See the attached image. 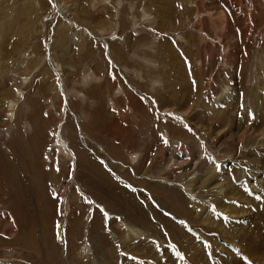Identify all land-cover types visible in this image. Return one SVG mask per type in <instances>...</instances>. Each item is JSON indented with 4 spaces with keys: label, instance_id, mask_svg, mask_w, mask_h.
<instances>
[{
    "label": "rangeland",
    "instance_id": "374dc122",
    "mask_svg": "<svg viewBox=\"0 0 264 264\" xmlns=\"http://www.w3.org/2000/svg\"><path fill=\"white\" fill-rule=\"evenodd\" d=\"M262 22L264 0H0V259L151 264L153 241L156 264H223L215 243L227 242L193 208L197 143L228 127L219 104L234 57L256 61L235 69L237 112L262 97ZM247 114L235 117V138ZM235 158L233 182L256 201L246 184L264 160ZM221 202L231 214L248 209ZM210 213L231 229L224 210ZM195 236L208 240L206 254Z\"/></svg>",
    "mask_w": 264,
    "mask_h": 264
},
{
    "label": "bare ground",
    "instance_id": "6f19581e",
    "mask_svg": "<svg viewBox=\"0 0 264 264\" xmlns=\"http://www.w3.org/2000/svg\"><path fill=\"white\" fill-rule=\"evenodd\" d=\"M112 25L110 29H113ZM63 34L59 35L60 39L63 37ZM233 39L235 40V38ZM252 44H255V40H252ZM251 55L252 53L248 51L244 56L241 57L242 59L234 57L228 72V75L231 77V79H228V76H226L225 79L226 82L223 80L221 82V85L224 88L228 87L226 89L228 95L222 99L224 105L222 103L219 104L222 106L223 111L226 110V114L228 116L227 117L228 127H223V125L220 126V130H218L215 134H213L215 136L217 135V139L212 140V142H207L205 138H204L205 140L198 138V140L200 139V142L198 141L197 143L198 144L197 162L199 165L197 167H199L198 168L199 170L197 177L198 185H197L196 199L200 203H196L195 205H193V208L197 215L198 221L202 225H205L209 228L213 227L216 229V231L218 230L219 231L218 237H221L222 241L227 242L226 244L232 245L235 248H237L238 252L241 253L244 257H246L250 262H253L254 264L255 263L264 264V164L262 166V170L260 167V171L262 172L261 174L262 177L259 180H255L253 182V186H251L250 184H246V187L249 189V192L254 191L255 196H257L256 201L254 199L249 198L248 195L244 194V192L241 189L242 187L235 185L233 182V179L235 180L240 177V174L235 169L236 166L234 164L237 158V157L235 158V156L238 155L239 152H241L245 156L248 152L258 154L260 158L262 157L264 160V105H262L264 104V83H263L264 75L261 78L263 83L262 97L260 98L253 97L252 99L253 101H251L249 107H247L246 110L242 112H237L238 94L240 92L238 86H236V84L239 82H237V77H236L237 75H235L236 74L235 69H237L239 61L246 62L249 66H251V68L254 67V64L256 62L255 56L253 55L251 56ZM234 82H236V84ZM245 94L246 97L248 98L247 93ZM211 104L213 107L216 106V102L214 101L211 102ZM227 104L229 105L226 106ZM253 110H257L258 113V116L256 115L257 116L256 120L253 119V114H251ZM238 113H242L243 118L246 117V115H248L247 113H249L250 118L247 117V119L249 120H247L246 124L245 123L243 124L245 126L241 125V128H239L241 134L239 135L238 138H235L233 136L234 134L232 133V129L235 125V117L238 115ZM203 119L205 120L206 118ZM225 128H227V131H229V139L227 140H223V133L225 131ZM213 132H215L214 129L212 130L211 133ZM216 152L218 154H216ZM215 154L217 156H215ZM215 162H217L218 164H215ZM240 172L242 173V171ZM221 197H224L226 200H233V201H238L239 203H245L248 206V209L241 211L238 209L237 212H233L231 214L230 206H226L225 203H222ZM207 203H211V204H207ZM210 207L213 208L211 211H210ZM218 208L224 210L225 213L223 214V217L227 219L228 222L227 224H229L228 226H231V229L226 228V226H224L219 230V225L217 223L218 216L214 215L213 213H210L212 211H218ZM208 214H211V216ZM240 217H244L243 222L239 221L244 224V225L242 224L243 226H241V224H235L231 220H229L232 218H240ZM232 220L235 221V219ZM236 222H238V220ZM129 231L130 230H127L124 233L125 240H129L130 238H132V236H134V234H129ZM176 231L177 230H175V232ZM122 233L120 234V236H122ZM150 237L157 238L159 242L163 240L157 234L150 235ZM195 238L197 240L196 241L197 244L204 247V250L203 251L200 250V252L202 251L203 253L206 254L211 248L208 247V240H205L204 242V239L199 238V236H195ZM209 241L212 242V240ZM122 244L124 246L128 243H122ZM156 244L159 243L156 242ZM215 246H216L215 250H218L220 255L222 256L221 260L223 264H228V262H232V261H236L235 264H242L239 259L237 260L229 253L228 249L227 250L223 249L221 246L219 247L218 244L216 243ZM157 248L158 247H155L153 249V241H150L151 264H156V262L153 261H156L154 256L156 254L155 249ZM160 248L162 247L160 246ZM169 248H170L169 245H167V247L164 246L161 249L162 252L161 254L163 256H166L168 254ZM235 248L231 249V251L234 253H238ZM102 257H104V254L102 255ZM109 259L110 258H107V261L104 262L103 264H112V262H108ZM199 259H201L200 256ZM87 260L88 259H86L85 263L82 264H92L91 263L92 260L90 261ZM181 261L182 260H180V258L179 259L177 258L172 260L169 259L168 261H165V263L168 262V264L169 263L183 264ZM203 261L204 264H206V259H204ZM216 261L218 260H215V264ZM124 264H126V262Z\"/></svg>",
    "mask_w": 264,
    "mask_h": 264
},
{
    "label": "snow or ice",
    "instance_id": "6c2138e0",
    "mask_svg": "<svg viewBox=\"0 0 264 264\" xmlns=\"http://www.w3.org/2000/svg\"><path fill=\"white\" fill-rule=\"evenodd\" d=\"M175 119H177V120H181L182 118H180V117H175ZM165 143H167V141L165 140L164 141ZM107 215V213H105V216Z\"/></svg>",
    "mask_w": 264,
    "mask_h": 264
}]
</instances>
